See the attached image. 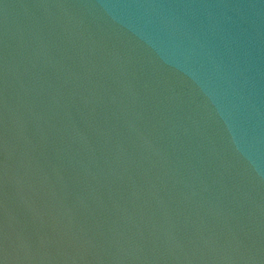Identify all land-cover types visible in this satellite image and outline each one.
Wrapping results in <instances>:
<instances>
[{"label": "water", "instance_id": "95a60500", "mask_svg": "<svg viewBox=\"0 0 264 264\" xmlns=\"http://www.w3.org/2000/svg\"><path fill=\"white\" fill-rule=\"evenodd\" d=\"M0 264H264V0H0Z\"/></svg>", "mask_w": 264, "mask_h": 264}]
</instances>
